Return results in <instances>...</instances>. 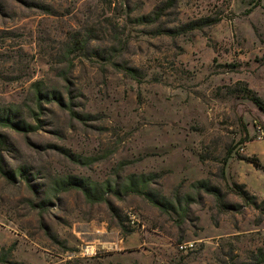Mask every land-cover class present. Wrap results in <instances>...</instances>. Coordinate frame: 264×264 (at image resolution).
<instances>
[{"label":"rangeland","instance_id":"374dc122","mask_svg":"<svg viewBox=\"0 0 264 264\" xmlns=\"http://www.w3.org/2000/svg\"><path fill=\"white\" fill-rule=\"evenodd\" d=\"M166 1L0 0V109L32 127L0 128V264H232L264 249V0H173L141 21ZM38 91L56 94L39 107ZM129 175L177 210L115 194ZM56 178L111 190L89 202Z\"/></svg>","mask_w":264,"mask_h":264},{"label":"trees","instance_id":"16d2710c","mask_svg":"<svg viewBox=\"0 0 264 264\" xmlns=\"http://www.w3.org/2000/svg\"><path fill=\"white\" fill-rule=\"evenodd\" d=\"M163 8H159V6L155 9L154 12H152L150 15L144 16L141 18V21L144 24H154L155 22L159 21V16H161L162 12L166 10L168 7H172L173 5V0H167L166 3L164 4ZM171 33H174L175 31H170ZM124 70L128 73H132V69L129 67H124ZM49 94L55 95V92L52 93H43L41 94L39 91L37 92V97H36V102L37 105L40 107L41 102L43 100L45 101H50ZM56 98V97H55ZM252 101L255 103L257 107H259L261 110L263 109L261 99L254 96L252 97ZM52 102V101H50ZM38 120V119H37ZM0 128H10L11 130L14 131H24V132H29L32 130V127L30 124L24 121V118L22 115H19L18 111L16 109H10L6 108V110L0 109ZM4 144V138L0 134V147ZM250 163L258 170H263V167L259 164L257 161H250ZM19 174L24 176L23 169L19 170ZM12 176V175H9ZM150 176H135V175H129L126 178L125 183L122 185V189H119L115 191L114 193L119 195V194H138V195H147L145 193V190L148 188V185L151 182ZM200 186H204L207 190V192L213 191L217 195V189L215 187H212L211 185L208 184V182H199L198 183ZM72 187L79 188L85 198L89 202H103L106 200L105 194L109 192L110 187L108 185L103 186L99 185L97 183H89L85 180L83 181H78L73 178H56L53 180L51 190L56 191V192H63L72 189ZM237 188L242 189V187ZM50 191V189H49ZM240 194L244 199H249L247 194L244 191H240ZM148 199L156 206H158L162 211L168 212L169 210L175 211L177 208L175 205L170 202L168 199H166L163 196H157V198H154L153 196L147 195ZM224 208H235L237 209L238 207L236 205H230V206H224ZM121 229L124 233V235H130L133 233L132 230L125 228L124 226H121ZM1 260L3 261L2 257ZM232 264H264V249H258L257 253L252 255L249 259V262H239L235 261V263Z\"/></svg>","mask_w":264,"mask_h":264},{"label":"built area","instance_id":"2783aa9c","mask_svg":"<svg viewBox=\"0 0 264 264\" xmlns=\"http://www.w3.org/2000/svg\"><path fill=\"white\" fill-rule=\"evenodd\" d=\"M132 219H134V215L131 217V223H133ZM195 249L194 242H184L178 246V250L182 253H187L189 251H193Z\"/></svg>","mask_w":264,"mask_h":264},{"label":"crops","instance_id":"0c3cea01","mask_svg":"<svg viewBox=\"0 0 264 264\" xmlns=\"http://www.w3.org/2000/svg\"><path fill=\"white\" fill-rule=\"evenodd\" d=\"M122 241H125V245L126 246H138V247H140V246H143L145 243H143V244H141V241L138 239V238H136V234L135 233H133L131 236H128L125 240H122ZM118 248V247H117Z\"/></svg>","mask_w":264,"mask_h":264}]
</instances>
